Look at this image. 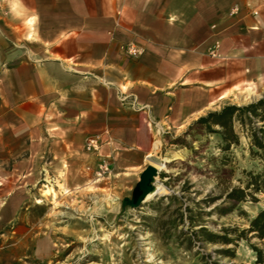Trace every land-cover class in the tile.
<instances>
[{
    "label": "crops",
    "instance_id": "obj_1",
    "mask_svg": "<svg viewBox=\"0 0 264 264\" xmlns=\"http://www.w3.org/2000/svg\"><path fill=\"white\" fill-rule=\"evenodd\" d=\"M215 41L219 58L207 54ZM126 43L141 53L128 56ZM259 81L264 0H0L7 155L70 123L79 141L99 134L104 155L138 180L156 130L182 126Z\"/></svg>",
    "mask_w": 264,
    "mask_h": 264
},
{
    "label": "rangeland",
    "instance_id": "obj_2",
    "mask_svg": "<svg viewBox=\"0 0 264 264\" xmlns=\"http://www.w3.org/2000/svg\"><path fill=\"white\" fill-rule=\"evenodd\" d=\"M244 86L211 110L264 96V81ZM198 117L156 130L147 165L159 188L136 207L126 200L140 175L120 172L99 134L79 141L76 125L64 123L67 130L15 154L0 149V264H259L252 247L264 250V239L240 232L264 208V189L255 201L227 198L248 171L264 176V159L250 152V124L236 123L239 143L225 149L217 132L194 124ZM94 137L99 146L88 149Z\"/></svg>",
    "mask_w": 264,
    "mask_h": 264
},
{
    "label": "trees",
    "instance_id": "obj_3",
    "mask_svg": "<svg viewBox=\"0 0 264 264\" xmlns=\"http://www.w3.org/2000/svg\"><path fill=\"white\" fill-rule=\"evenodd\" d=\"M247 122L250 124L246 130V135L250 139V152L264 159V96L243 105L227 103L219 109L210 110L199 116L194 124L208 131L217 132L224 143V148L227 149L231 144L239 143V134L235 130L236 123L244 128ZM214 126L218 128H213ZM246 175L248 179L244 187L234 186L227 193V198L234 202L233 205L247 198L255 201L254 193L264 189L262 173L248 171ZM251 232L264 239V208L250 219L249 226L240 232V237L246 238ZM252 248L256 255L255 262L264 264V250L256 246Z\"/></svg>",
    "mask_w": 264,
    "mask_h": 264
},
{
    "label": "water",
    "instance_id": "obj_4",
    "mask_svg": "<svg viewBox=\"0 0 264 264\" xmlns=\"http://www.w3.org/2000/svg\"><path fill=\"white\" fill-rule=\"evenodd\" d=\"M157 174V169L153 165H147L145 169L141 172L139 181L133 190V195L131 199H127V203L130 206H139L142 201L146 199L148 193L154 189L152 182Z\"/></svg>",
    "mask_w": 264,
    "mask_h": 264
},
{
    "label": "built area",
    "instance_id": "obj_5",
    "mask_svg": "<svg viewBox=\"0 0 264 264\" xmlns=\"http://www.w3.org/2000/svg\"><path fill=\"white\" fill-rule=\"evenodd\" d=\"M237 11H238V8L236 6L232 10V13H237ZM119 47L125 54H127L128 56H131V57L138 56L141 53L140 49L133 43L121 44ZM219 49H220V43H219V41H215V43L213 44L212 47L209 48L207 53L211 57L219 58V57H221ZM98 146H99L98 137H94V138L89 139V141L87 143L88 149H94L95 150L98 148Z\"/></svg>",
    "mask_w": 264,
    "mask_h": 264
},
{
    "label": "bare ground",
    "instance_id": "obj_6",
    "mask_svg": "<svg viewBox=\"0 0 264 264\" xmlns=\"http://www.w3.org/2000/svg\"><path fill=\"white\" fill-rule=\"evenodd\" d=\"M157 143H158V140L154 143V146L156 147V145H157ZM151 158V157H150ZM154 161V160H153ZM154 164H156V163H154ZM157 165V164H156ZM159 167H160V164H159ZM158 186H155L154 187V191H156V190H158ZM149 194V193H148ZM147 197V196H146Z\"/></svg>",
    "mask_w": 264,
    "mask_h": 264
}]
</instances>
